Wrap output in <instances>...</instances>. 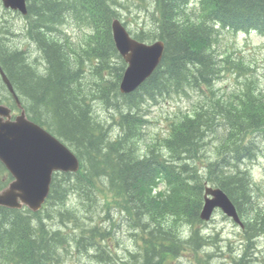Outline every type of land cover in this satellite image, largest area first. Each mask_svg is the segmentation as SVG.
Returning a JSON list of instances; mask_svg holds the SVG:
<instances>
[{"label": "trees", "instance_id": "1", "mask_svg": "<svg viewBox=\"0 0 264 264\" xmlns=\"http://www.w3.org/2000/svg\"><path fill=\"white\" fill-rule=\"evenodd\" d=\"M30 2V37L43 53L44 70L31 65L23 52L12 51L16 49L4 42L2 23L0 63L28 117L67 144L82 166L77 174L55 175L51 211L0 208V264H68L73 243L78 252L94 251L95 264L114 260L106 244L113 231L80 225L81 211L66 206L72 193L85 197L92 212L98 206L107 217L113 209L118 212V221L111 217L110 224L122 223L134 238L127 264H174L188 248L198 252L206 241L197 229L204 223L200 212L205 184L222 188L235 202L247 196V174L239 165L255 150L252 135L264 133V93L250 87L251 81L240 91L221 93L214 88L222 71L232 74L250 67L229 54L219 66L214 24L220 22L235 33L255 30L264 35V2L201 0L199 10H192L190 0H157L159 27L137 37L166 43L163 64L138 91L125 96L119 92L125 66L113 63L118 54L111 22L121 13L117 0ZM68 19L88 28L75 49L51 38ZM87 62L91 65L86 71ZM192 93L200 96L197 104L170 126L169 136L146 142L149 120L144 106ZM95 104L116 112L117 134L105 129ZM211 143L213 158H207ZM200 158L206 161L202 164ZM160 183L165 187L159 192ZM45 218L59 219L70 231L47 225ZM187 226L192 235L185 241L181 231ZM259 231L264 232V224L250 235ZM197 264L215 262L208 254Z\"/></svg>", "mask_w": 264, "mask_h": 264}, {"label": "water", "instance_id": "2", "mask_svg": "<svg viewBox=\"0 0 264 264\" xmlns=\"http://www.w3.org/2000/svg\"><path fill=\"white\" fill-rule=\"evenodd\" d=\"M3 1L5 7L27 13L26 0ZM112 28L116 45L129 63L120 90L122 93H131L160 64L164 43H138L130 39L119 21H115ZM4 78L13 92L5 75ZM0 115L8 116L9 110L0 108ZM0 159L16 179L8 189L0 193V205L10 208H21L22 203H25L33 210H38L48 196L53 171H77L79 168L77 158L40 126L29 122L24 111L14 122H4L0 118ZM207 193L214 198L206 197L201 213V218L205 220L210 219L215 207L226 211L231 205L220 190L207 189ZM19 199L22 203H19ZM231 214L235 215L232 207Z\"/></svg>", "mask_w": 264, "mask_h": 264}, {"label": "rangeland", "instance_id": "3", "mask_svg": "<svg viewBox=\"0 0 264 264\" xmlns=\"http://www.w3.org/2000/svg\"><path fill=\"white\" fill-rule=\"evenodd\" d=\"M8 13V11H5L4 8L0 6V19L7 22V30L10 32L9 38L12 40V44L15 43L12 46L17 47V44L25 46L24 42L21 39H16L18 36H20L21 31L24 28L22 18L18 15H12ZM139 19L141 23L146 22V24L149 25V22L147 20H144L143 18ZM128 22V26L133 32L139 31V21L138 24L132 22L131 20H129ZM70 31L74 32L76 36H78L79 34V31L75 28H71ZM12 33L17 37H12ZM223 43L225 45H228L231 50L235 51L233 52L235 57H240L243 55L248 64L254 65L255 74L258 76V79L255 78L256 83L258 84L259 88H264V38L255 34H252L250 36L237 35L234 37L231 34L224 33ZM35 50L36 47L32 45V56L36 54ZM36 56V58L39 59L38 67L41 70H44L42 57L38 54H36ZM33 57H31V59H33ZM238 85L239 82L235 77H221L219 80V84H217L215 87L221 89V91L223 92H228ZM262 91L264 92V90ZM188 98L189 97H184L176 100L167 99L165 101H162L156 107L147 108L149 118L152 121V124L147 128V141H150L152 137H154V135L160 133L164 134L167 131L170 121L174 118L175 115H179L181 114V112H185L186 110H191L193 108V103L195 102L196 96H193L190 99ZM95 109L96 111H99L101 113L102 117H107L108 113L104 109L96 107V105ZM262 146L264 145L262 144ZM259 164L260 167L252 168L253 176H255L257 181L264 184V160L261 159L259 161ZM72 205L80 206L78 200L71 201L70 206ZM83 213L85 212L83 211ZM114 213L116 212H112V214ZM88 222H90V219L88 220ZM205 233L213 236L218 235V246L225 252V255L223 254L224 258H222V252H220L218 246L213 247V249L209 251V253H212V257L215 256L214 261L216 262V264H238L239 261L244 258V253L243 251H241L242 240L240 237V232L235 227L233 222L229 219H226L222 214H217L214 220L207 223L205 227ZM114 235L117 240V244H115V248L117 251L115 254L118 256V258L115 260L104 259L103 262L105 264H127V262H125V250L131 249L133 246V242L129 237V234L124 230H117ZM232 254L236 255L235 258L237 259V261L234 262V260H231ZM254 254L256 255L255 257H258V261L252 262V264H264V241H261V247L258 250V254L257 251H254ZM71 256V264H91L89 262L90 259L86 254L78 255L76 251H73ZM247 259H249V257ZM179 264H191L190 258L182 257L181 263Z\"/></svg>", "mask_w": 264, "mask_h": 264}, {"label": "flooded vegetation", "instance_id": "4", "mask_svg": "<svg viewBox=\"0 0 264 264\" xmlns=\"http://www.w3.org/2000/svg\"><path fill=\"white\" fill-rule=\"evenodd\" d=\"M13 99V98H12ZM14 101V102H13ZM13 103H15V100L13 99V100H8V102H7V105L9 106V108L12 110V116H13V118H15L16 116H15V109H14V107H12V105H13ZM6 105V106H7ZM7 106V107H8Z\"/></svg>", "mask_w": 264, "mask_h": 264}, {"label": "bare ground", "instance_id": "5", "mask_svg": "<svg viewBox=\"0 0 264 264\" xmlns=\"http://www.w3.org/2000/svg\"><path fill=\"white\" fill-rule=\"evenodd\" d=\"M250 21V20H249ZM10 45V44H9ZM12 46V45H11ZM13 47V46H12ZM14 49H17L18 47H13ZM117 234V233H116Z\"/></svg>", "mask_w": 264, "mask_h": 264}]
</instances>
